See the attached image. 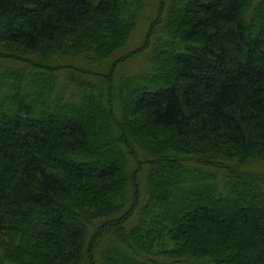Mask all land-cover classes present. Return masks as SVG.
<instances>
[{
    "label": "trees",
    "instance_id": "obj_1",
    "mask_svg": "<svg viewBox=\"0 0 264 264\" xmlns=\"http://www.w3.org/2000/svg\"><path fill=\"white\" fill-rule=\"evenodd\" d=\"M0 264H264V0H0Z\"/></svg>",
    "mask_w": 264,
    "mask_h": 264
},
{
    "label": "rangeland",
    "instance_id": "obj_2",
    "mask_svg": "<svg viewBox=\"0 0 264 264\" xmlns=\"http://www.w3.org/2000/svg\"><path fill=\"white\" fill-rule=\"evenodd\" d=\"M138 43H139V41H136L135 44H134V46H137ZM144 58H146V56ZM144 58H137L135 60V62L133 61V63H131L130 67L132 69H136V68H139V67L142 68V64H143Z\"/></svg>",
    "mask_w": 264,
    "mask_h": 264
}]
</instances>
